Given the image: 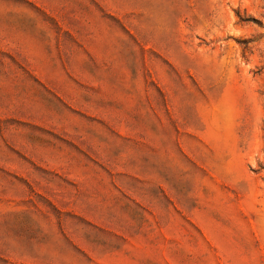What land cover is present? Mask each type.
Masks as SVG:
<instances>
[{"label":"rangeland","instance_id":"374dc122","mask_svg":"<svg viewBox=\"0 0 264 264\" xmlns=\"http://www.w3.org/2000/svg\"><path fill=\"white\" fill-rule=\"evenodd\" d=\"M0 264H264V0H0Z\"/></svg>","mask_w":264,"mask_h":264}]
</instances>
